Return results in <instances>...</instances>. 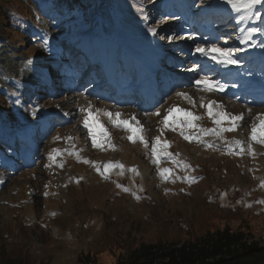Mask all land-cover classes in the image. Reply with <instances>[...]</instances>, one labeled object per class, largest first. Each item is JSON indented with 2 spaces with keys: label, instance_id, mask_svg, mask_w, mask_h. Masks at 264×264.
Listing matches in <instances>:
<instances>
[{
  "label": "rangeland",
  "instance_id": "obj_1",
  "mask_svg": "<svg viewBox=\"0 0 264 264\" xmlns=\"http://www.w3.org/2000/svg\"><path fill=\"white\" fill-rule=\"evenodd\" d=\"M137 1L93 0L71 17L57 11L61 5L55 0H0V264L23 260L27 264H114L140 244L192 241L223 228L243 233L246 244L257 247L253 254L229 259L230 264H264V204L259 203L264 200L260 186L264 145L253 143L255 158L240 157L166 132L169 150L180 153L178 160L195 171L170 162L161 167L174 168L181 177H202L191 186L163 182L143 146L128 141V133L103 115L99 119L116 151L91 147L77 107L87 104L85 97L101 112H121V119L135 115L151 142L159 135L160 117L145 112L159 108L163 115L173 104L191 108L175 97L177 90L189 91L197 102L203 95L191 89L192 74L180 67L191 63L192 57L185 53L195 41L178 39L169 44L152 37L147 32L150 25L157 26L165 17L157 26L160 35L199 37L198 24H204V34L210 29L215 36L233 37L231 42L239 47L237 27L258 24L253 20L237 26L235 14L216 8L215 0ZM134 2L146 8L147 21L139 17ZM44 34L49 37L47 49L39 47ZM247 51L238 54L244 63ZM28 59L33 64L25 66ZM244 70L245 64L239 73ZM149 77L156 91L150 103L135 89L147 84ZM124 88L133 90L129 97ZM223 103L233 114H246L237 131L225 134L246 148L254 116L264 112V106L249 104L255 110L248 116L244 103L225 97ZM36 105L41 111L33 114ZM195 111L204 110L197 106ZM201 124L213 127L207 117ZM56 135L76 137L75 150L83 149L86 159L101 166L120 162L126 168L136 167L140 175L119 176L114 171L105 180L94 168L68 156L72 144L63 139L53 142ZM206 139L226 149L214 137ZM53 148L64 153L57 158L63 168L45 167ZM117 183L130 191L117 188Z\"/></svg>",
  "mask_w": 264,
  "mask_h": 264
},
{
  "label": "snow or ice",
  "instance_id": "obj_2",
  "mask_svg": "<svg viewBox=\"0 0 264 264\" xmlns=\"http://www.w3.org/2000/svg\"><path fill=\"white\" fill-rule=\"evenodd\" d=\"M215 7L219 8L221 11H230L235 14V23L238 26L244 21H257L258 24L255 26H249L247 28L237 27L235 33V41L240 45L237 47L231 41L233 37L230 36H215V35H203L197 37L193 33H188L186 36L177 35V33L172 32L167 35H160L157 31V26L165 22L166 18L161 17L159 21L156 22L157 26H149L147 32L154 38L158 37L159 40H166L171 44L174 40L187 39L189 41H195L190 49L189 53L185 55H190L192 57L191 63L184 67L181 65V70L184 73L192 74L189 77L190 87L196 93H202L199 96V101L194 99V96L187 90H177L174 95L179 100L186 102L191 108L180 107L177 104H173L165 110L162 115L159 108L152 112H145V116H156L160 117L159 120V135L155 136L151 142L146 138V129L141 124V121L136 118L135 115L131 119H121L122 113L110 111H103L94 108V105L88 97L85 99L88 101L86 105H78V112L82 115V127L87 130V137L91 141V147L98 149L100 151H116V145L112 141V137L108 129L101 123L99 117L103 115L107 117L108 121L116 128L123 129L128 133L127 140L133 144L139 142L145 149V154L150 155L151 162L155 165L158 175L163 182L176 183L181 181L182 183H187L189 186L198 182L202 177H196L192 175H184L183 177L176 174L174 168L161 167L162 163L170 162L176 167H180L185 171H195L191 166L184 162L179 161V153H173L169 149L171 148V142L165 138L166 132L177 133L183 140L188 143H196L203 145L206 149L211 150H221L220 146L216 143L209 142L207 137H214L216 140L221 141L226 145V153L233 156H244L248 154L255 158V151L253 149V143L264 145V112L257 113L254 116V122L251 124V134L249 136L250 143L247 147L242 144L238 139L228 140L225 137L226 133H231L237 131L241 127V122L245 120V113L241 112L239 114H233L225 109L223 103V96L227 94L229 89L238 88V84L234 81L227 79V75L230 74V70L241 69L243 67V61L239 58V53H243L251 48H261L264 49V40L260 43H256L254 38L264 35V28L260 27V24H264V0H215ZM137 13L141 19L147 21L149 19L146 8L141 5L137 8ZM39 19V17H37ZM39 47L42 49H47L49 46V37L44 34L39 38ZM204 61L211 62V64L218 66L220 69L229 70L228 74L218 73L216 75H209L210 72L215 73V68H209L208 64ZM25 66L32 65L33 60L28 59L25 62ZM220 78H217V77ZM184 87L187 89L189 83L185 82ZM81 95H83L81 93ZM206 97H220V99L208 98ZM233 102L240 101L242 99L241 95L238 93H233L229 97ZM19 103V100H17ZM264 103V102H262ZM203 109L202 113H198L195 109ZM163 107V105H161ZM244 107L247 110V115H253V109L249 106L248 102L245 100ZM59 108V105H57ZM41 111L40 106H33V114ZM64 116H68V112L63 113ZM207 117L213 127H204L201 124ZM53 142L65 140V142L71 143L73 151H68V156H74L76 161L85 165H89L94 168L97 174H99L103 179L108 180L111 174L116 171L119 176H124L126 172L132 173L134 176H139L140 173L136 167L126 168L123 163L120 162H107L103 166L99 163L86 159L81 155L83 149L77 151L75 150V139L71 135L67 137H61L56 135L53 138ZM64 153L56 148H53L47 154L48 163L45 165L46 168H63L64 164L58 162L57 158L63 156ZM79 184L80 180H76ZM66 186V185H65ZM264 188V182L260 185ZM47 187V185H46ZM117 188H120L124 192H129L130 189L124 187L123 185L117 183ZM138 191L142 192L143 188L140 187ZM45 197L48 193H44ZM135 195V193H134ZM140 199L139 196H136ZM259 203L264 204V200L259 201Z\"/></svg>",
  "mask_w": 264,
  "mask_h": 264
},
{
  "label": "trees",
  "instance_id": "obj_3",
  "mask_svg": "<svg viewBox=\"0 0 264 264\" xmlns=\"http://www.w3.org/2000/svg\"><path fill=\"white\" fill-rule=\"evenodd\" d=\"M55 1L60 2L61 7L57 8L60 14L72 16L93 0ZM256 250V245L246 244L243 233L223 228L206 232L192 241L140 244L125 256L117 257L114 264H230L229 259L245 257ZM15 264L27 263L23 260Z\"/></svg>",
  "mask_w": 264,
  "mask_h": 264
},
{
  "label": "bare ground",
  "instance_id": "obj_4",
  "mask_svg": "<svg viewBox=\"0 0 264 264\" xmlns=\"http://www.w3.org/2000/svg\"><path fill=\"white\" fill-rule=\"evenodd\" d=\"M206 35H208V34H206ZM251 48V47H250ZM210 62H208L207 61V64H209ZM209 66V65H208ZM217 69H218V73H225L226 74V72H227V70H223V69H220L218 66H217ZM153 71V70H152ZM235 76V75H234ZM236 78H237V76H236ZM247 79V78H246ZM149 81H150V78H149ZM235 81H236V79H235ZM237 83V82H236ZM251 86V85H250ZM142 92L143 93H145L146 94V97L145 98H147V99H151V95L150 94H152L153 92L151 91V89L150 88H145V86L144 85H142ZM245 88L246 87H240V93H244L245 92ZM238 88H236V89H230L231 91H233V92H235L236 90H237ZM155 94V93H154ZM257 95H259V92H257L256 93V96ZM153 96V95H152ZM262 97L261 96H258L257 98L256 97H253L252 99H255V100H257V101H253L254 103H256V102H258V101H262V99H261ZM152 102V101H151ZM256 109H258V108H256ZM253 110H255V109H253ZM29 155H30V153H29ZM27 156H28V153H27ZM29 157H31V155L29 156Z\"/></svg>",
  "mask_w": 264,
  "mask_h": 264
}]
</instances>
